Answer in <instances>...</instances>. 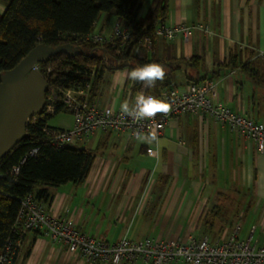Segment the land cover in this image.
Wrapping results in <instances>:
<instances>
[{
    "label": "crops",
    "instance_id": "0c3cea01",
    "mask_svg": "<svg viewBox=\"0 0 264 264\" xmlns=\"http://www.w3.org/2000/svg\"><path fill=\"white\" fill-rule=\"evenodd\" d=\"M152 1L142 0L138 18L145 17ZM167 1L165 25L184 23L194 27L186 41L182 37H157L153 41L150 54L158 59L190 61L170 76L169 87L210 80L223 104L264 124V84H256L238 71H218L219 65L227 63L231 49H236L243 61L256 59L263 66L264 61L258 57L264 54V0ZM9 2L0 0V15ZM116 23L114 15L101 14L93 31L108 34ZM195 57L200 59L198 64ZM103 79L96 102L118 110L126 101L129 103L124 92L130 83L126 70ZM96 136L94 150L89 149L96 155L87 180L50 191L53 199L45 207L53 216L64 215L67 210L77 230L109 243L124 237L131 241L147 237L199 239L222 232L223 227L216 229L217 222L233 223V215L222 208L223 200L234 192L245 201L253 193V206L247 201L246 206L237 204L244 208L247 219L234 226L248 225L246 231L254 229V239L259 243L264 240V155L240 134L213 121L179 117L170 121L159 137L157 158L145 153L153 143L134 140L128 134ZM107 154H115L116 159ZM145 160L151 164L147 166ZM111 166L115 175L129 174V181L116 177L110 180ZM211 202L219 208L207 216ZM22 230L14 264H83L44 233L35 237ZM27 249L30 252L24 259Z\"/></svg>",
    "mask_w": 264,
    "mask_h": 264
},
{
    "label": "trees",
    "instance_id": "16d2710c",
    "mask_svg": "<svg viewBox=\"0 0 264 264\" xmlns=\"http://www.w3.org/2000/svg\"><path fill=\"white\" fill-rule=\"evenodd\" d=\"M141 4L142 0H10L0 15V77L39 44L53 48L71 44L80 49L78 55L58 54L40 64L42 75L43 68L51 67L46 93L52 88H84L91 83L90 99L93 101L105 75L123 70L128 73L144 64L156 63L164 68L165 77L147 87L145 93L160 99L161 91L169 87L170 76L190 61L158 59L143 47V37L165 24L168 1L153 0L142 19L138 18ZM101 14L114 15L117 23L131 33L128 41L123 45L82 42L83 37L93 32ZM193 60L198 64L200 59ZM220 70L238 71L256 84H264V63L260 67L256 59L243 61L236 49H231L227 63L219 65ZM92 71L95 72L93 76L90 75ZM143 85L132 81L130 89L125 85L124 92L128 94L129 91L132 97L143 91ZM51 117L38 113L36 119L28 123L22 141L0 160L3 174L0 177V264H14L18 256L23 230L17 220L22 201L32 195L35 201L48 207L53 199L52 189L82 184L93 168L95 151L73 146L56 147L47 141L41 130ZM33 150L36 153L31 156ZM15 166L19 167V172L12 175L11 168ZM26 232H32L35 237L42 234L38 230ZM29 252L27 249L24 259ZM3 257L10 262L1 263Z\"/></svg>",
    "mask_w": 264,
    "mask_h": 264
},
{
    "label": "built area",
    "instance_id": "2783aa9c",
    "mask_svg": "<svg viewBox=\"0 0 264 264\" xmlns=\"http://www.w3.org/2000/svg\"><path fill=\"white\" fill-rule=\"evenodd\" d=\"M194 29L184 23L159 25L153 33L143 37L142 45L151 52L153 41L157 37L173 40L182 37L185 41ZM131 33L116 23L108 34L93 31L82 38V42L92 44H124ZM78 42V40H76ZM41 63L32 70L41 75ZM46 83L51 78V67L43 68ZM94 71L90 75H94ZM132 81L129 83V89ZM91 83L84 88L73 86L64 89H50L44 95L43 116H53L57 110H66L72 115V125L67 129L54 128L45 125L42 133L47 141L56 147L73 146L76 143L86 144L97 133L128 134L136 139L137 131L148 134L149 126L155 128L157 137L163 134L165 126L172 120L183 116H194L203 122L213 121L226 126L231 131L255 144L258 153L264 155V124L252 116L238 114L218 99L216 85L210 80L199 83H187L181 87H168L161 91L160 100L170 104L168 114H157L154 120H143L139 123L130 117L121 115V109L102 105L90 99ZM147 87L143 85V94ZM47 91V90H46ZM128 91L129 107L135 104V98ZM36 116L28 120L34 121ZM28 125V124H27ZM154 147L146 148L149 157L157 158V143ZM33 150L30 155H35ZM19 167L11 168V174L17 175ZM3 174L0 171V177ZM17 223L25 231L38 230L48 236L54 243L62 244L67 251L75 255L84 264H133L140 261L144 264H264V240L259 243L254 239V229L248 236L239 235L240 224H237L232 234L221 241H213L209 237L187 238L185 240H157L150 237L137 241L122 238L115 243L87 235L75 228L74 220L69 217L67 210L61 216H53L45 205L35 201L32 195L27 196L21 203ZM19 244V242H18ZM7 262L5 257L1 263ZM10 264V263H9Z\"/></svg>",
    "mask_w": 264,
    "mask_h": 264
},
{
    "label": "water",
    "instance_id": "95a60500",
    "mask_svg": "<svg viewBox=\"0 0 264 264\" xmlns=\"http://www.w3.org/2000/svg\"><path fill=\"white\" fill-rule=\"evenodd\" d=\"M80 52L71 44L54 48L39 44L17 66L1 75L0 160L22 141L28 120L44 107L47 83L32 67L58 54L75 56Z\"/></svg>",
    "mask_w": 264,
    "mask_h": 264
},
{
    "label": "clouds",
    "instance_id": "9594fccd",
    "mask_svg": "<svg viewBox=\"0 0 264 264\" xmlns=\"http://www.w3.org/2000/svg\"><path fill=\"white\" fill-rule=\"evenodd\" d=\"M165 77L164 68L156 63L144 64L127 73V78L133 82H142L145 87H152L156 81L163 80ZM170 104L157 99L154 96H146L141 92L135 98L133 107H129L126 101L121 105V115L130 117L132 121L139 123L143 120H154L157 114H168L170 112ZM136 139L146 143H160L155 128L149 126L148 134L140 131L135 133Z\"/></svg>",
    "mask_w": 264,
    "mask_h": 264
},
{
    "label": "rangeland",
    "instance_id": "374dc122",
    "mask_svg": "<svg viewBox=\"0 0 264 264\" xmlns=\"http://www.w3.org/2000/svg\"><path fill=\"white\" fill-rule=\"evenodd\" d=\"M258 59L264 61V54L262 56H259ZM125 95L127 96V94H125ZM72 121H73L72 115L70 113H68L66 110H61L49 119L48 125H50L54 128L67 129V128L71 127ZM97 136L91 138V140H90L91 143L90 142L86 143V144L76 143L73 145V147H75L77 149H90L91 148L94 150V142H95ZM153 147H154V145H153ZM120 154L122 155V153H120ZM106 156L110 157L111 159L112 158L116 159L115 154H107ZM145 163H146V160H145ZM149 164H151L150 161H149V163H146L147 166ZM108 175H110L109 176L110 180H113V178L116 177L117 179H120V181H122V182H128L129 176H130L129 174H124V173H123V175H115V167L114 166H111L110 171L108 172ZM244 193H245V191H243L241 195H243ZM238 198L239 197H236L234 192H233L232 196H230L228 199L223 200L222 208L226 211V213L229 212L231 216L233 215V217H232L233 223L228 224V221H225V222L222 221V223L217 222L218 226L216 227V229H218L219 226H221V227H223L222 232H220V233L216 232L215 236L212 234L209 235L210 239L212 237V239L214 241H217V240L221 241V239L224 240L225 238H227V236L229 237L232 234V231L234 230L233 228L235 227L234 226L235 223H238V222L244 223L245 222V220L247 219L246 212L244 211V208L240 209L239 205L237 206V204L239 202L242 205L245 203V206H246V201H247L249 205L251 204V206H253L255 203V197L253 196V193H251V195L247 196V200H245V201L243 199L240 200ZM218 208H216V205L214 204V202H211V204L208 206V209H207L208 210L207 216L209 213L210 214L214 213V211H216ZM241 225L242 226H240V228L241 227L242 228L240 230V235L242 236V234L247 233V235L242 236L244 238V237L248 236L250 231L249 232L246 231V227L248 225H243V224H241Z\"/></svg>",
    "mask_w": 264,
    "mask_h": 264
}]
</instances>
